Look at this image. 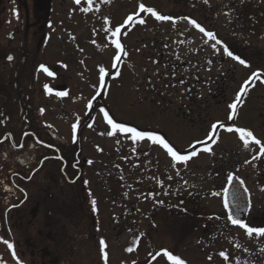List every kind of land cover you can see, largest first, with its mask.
<instances>
[{"label":"flooded vegetation","instance_id":"obj_1","mask_svg":"<svg viewBox=\"0 0 264 264\" xmlns=\"http://www.w3.org/2000/svg\"><path fill=\"white\" fill-rule=\"evenodd\" d=\"M164 1L0 0V264H193L178 220L201 202L179 165L223 132L260 143L242 86L264 87V74L219 114L221 86L149 68L168 64L156 56L165 22L218 38L211 0H180L178 13ZM255 8L261 20L230 19L235 33L264 28V2ZM183 132L192 142L180 148Z\"/></svg>","mask_w":264,"mask_h":264},{"label":"rangeland","instance_id":"obj_2","mask_svg":"<svg viewBox=\"0 0 264 264\" xmlns=\"http://www.w3.org/2000/svg\"><path fill=\"white\" fill-rule=\"evenodd\" d=\"M234 1L211 0L214 7L207 13L210 22L218 30L216 39L202 36L189 25H184L183 32H177V23H163L158 36L163 37L164 46L159 48L156 56L161 54L168 64L148 66L157 73L174 74L176 81L192 77V73H195L203 79L201 82L196 81L198 84L211 80V88H224L223 95L216 101L221 104L222 112L219 114L227 111V102L233 99L241 82H247L254 72L264 74V28L258 26L255 32L235 33L230 24V19L233 16L236 19L240 10V13L248 11V21L261 20L255 14V6L264 0H239L238 5ZM179 3L180 0H166L163 10L177 12L180 10ZM234 8L237 11L230 13ZM181 22L178 23L183 25ZM154 36L148 33L146 38L153 39ZM170 43L172 48H167ZM217 47L220 54L214 58ZM148 53L147 48L146 56ZM174 53L179 57L171 61ZM207 57L213 61L209 68L207 64L201 63V59ZM195 60L198 65H195ZM257 81L264 83V76ZM244 88L242 86L245 100H249L248 108L254 113L251 126L258 132L260 143H246L245 136L237 141L232 134L223 132L222 140L211 154H201L179 165L180 185L183 184L181 186L186 187L185 191L194 193L201 202L193 215L189 213L178 220V248L193 264H264V87L254 83L251 93H246ZM208 112L212 115L216 113L213 104ZM191 136L184 132L179 135V147L189 145ZM230 171L236 172L246 182L251 194L252 209L245 227L233 225L224 208L223 196ZM207 226L211 229L203 230ZM186 230L187 239L182 236Z\"/></svg>","mask_w":264,"mask_h":264},{"label":"water","instance_id":"obj_3","mask_svg":"<svg viewBox=\"0 0 264 264\" xmlns=\"http://www.w3.org/2000/svg\"><path fill=\"white\" fill-rule=\"evenodd\" d=\"M223 202L230 222L238 226L245 225L252 209V200L250 191L238 176L230 177Z\"/></svg>","mask_w":264,"mask_h":264}]
</instances>
